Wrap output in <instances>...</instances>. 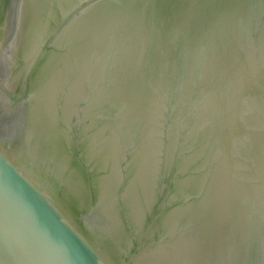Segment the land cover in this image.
Here are the masks:
<instances>
[{
    "label": "water",
    "instance_id": "water-1",
    "mask_svg": "<svg viewBox=\"0 0 264 264\" xmlns=\"http://www.w3.org/2000/svg\"><path fill=\"white\" fill-rule=\"evenodd\" d=\"M0 264H264V0H0Z\"/></svg>",
    "mask_w": 264,
    "mask_h": 264
}]
</instances>
